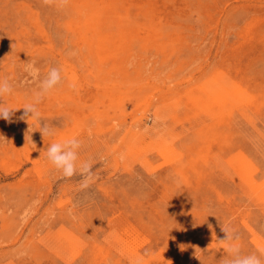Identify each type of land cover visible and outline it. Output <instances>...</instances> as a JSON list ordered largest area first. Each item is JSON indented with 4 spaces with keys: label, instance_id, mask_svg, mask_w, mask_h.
I'll list each match as a JSON object with an SVG mask.
<instances>
[{
    "label": "rangeland",
    "instance_id": "374dc122",
    "mask_svg": "<svg viewBox=\"0 0 264 264\" xmlns=\"http://www.w3.org/2000/svg\"><path fill=\"white\" fill-rule=\"evenodd\" d=\"M3 78L0 264H223L225 224L264 248V0H0ZM73 136L86 189L46 160Z\"/></svg>",
    "mask_w": 264,
    "mask_h": 264
},
{
    "label": "clouds",
    "instance_id": "9594fccd",
    "mask_svg": "<svg viewBox=\"0 0 264 264\" xmlns=\"http://www.w3.org/2000/svg\"><path fill=\"white\" fill-rule=\"evenodd\" d=\"M46 4L53 3L54 0H44ZM60 6H65L68 0H55ZM24 71L34 80L39 81L38 89L32 95V101L22 107L24 115L21 119L32 120L39 125V131L42 136H55V130L48 124L43 123L38 105L60 84L62 80L61 70L59 68H50L43 79H40V69L36 67L35 62L25 64ZM13 88L8 79H0V119L11 122V118L16 108H12L3 101L5 95H10ZM20 109V108H19ZM32 129L29 127L25 133V139H31ZM3 139H5L3 137ZM82 142L78 137L64 138L50 143L46 149V160L50 162L53 168L59 171L64 177L71 178L75 175L81 177L82 189L89 187L94 182L93 162L90 159H80V149ZM212 226L209 225V228ZM224 238L219 240L225 247V258L223 264H264V248L258 249L253 253H244L239 243V237L230 224L221 226ZM136 264H142V260H137Z\"/></svg>",
    "mask_w": 264,
    "mask_h": 264
},
{
    "label": "bare ground",
    "instance_id": "6f19581e",
    "mask_svg": "<svg viewBox=\"0 0 264 264\" xmlns=\"http://www.w3.org/2000/svg\"><path fill=\"white\" fill-rule=\"evenodd\" d=\"M245 12V11H244Z\"/></svg>",
    "mask_w": 264,
    "mask_h": 264
}]
</instances>
